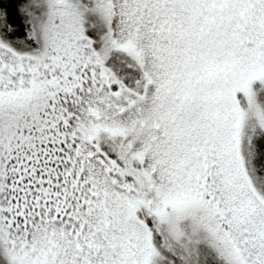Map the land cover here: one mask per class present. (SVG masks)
Masks as SVG:
<instances>
[{
    "label": "snow or ice",
    "instance_id": "6c2138e0",
    "mask_svg": "<svg viewBox=\"0 0 264 264\" xmlns=\"http://www.w3.org/2000/svg\"><path fill=\"white\" fill-rule=\"evenodd\" d=\"M0 264H264V0H0Z\"/></svg>",
    "mask_w": 264,
    "mask_h": 264
}]
</instances>
